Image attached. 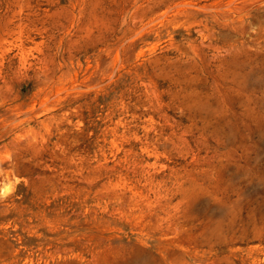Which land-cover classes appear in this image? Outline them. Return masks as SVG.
Returning a JSON list of instances; mask_svg holds the SVG:
<instances>
[{
	"label": "rangeland",
	"instance_id": "1",
	"mask_svg": "<svg viewBox=\"0 0 264 264\" xmlns=\"http://www.w3.org/2000/svg\"><path fill=\"white\" fill-rule=\"evenodd\" d=\"M0 264H264V0H0Z\"/></svg>",
	"mask_w": 264,
	"mask_h": 264
},
{
	"label": "clouds",
	"instance_id": "2",
	"mask_svg": "<svg viewBox=\"0 0 264 264\" xmlns=\"http://www.w3.org/2000/svg\"><path fill=\"white\" fill-rule=\"evenodd\" d=\"M0 175H4V170L0 168ZM19 180L16 179L14 182L13 181H7L3 182L0 181V200H5L7 199L10 195L14 193L16 190V185H18Z\"/></svg>",
	"mask_w": 264,
	"mask_h": 264
}]
</instances>
